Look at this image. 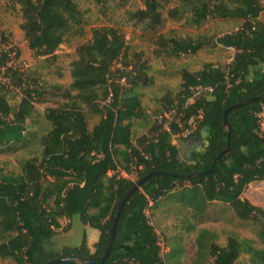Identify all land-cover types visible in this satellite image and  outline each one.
<instances>
[{
    "label": "trees",
    "instance_id": "trees-1",
    "mask_svg": "<svg viewBox=\"0 0 264 264\" xmlns=\"http://www.w3.org/2000/svg\"><path fill=\"white\" fill-rule=\"evenodd\" d=\"M168 1L176 3L167 11L171 19L189 14L197 25L210 18L242 21L237 30L213 42L234 50L226 66L204 63L197 71L183 69L179 93L161 99V114L177 106L178 114L182 111L184 115L180 118L182 127L192 130L186 138L204 131L206 144L185 163L172 143L173 136L183 129L176 123L166 129L154 121L146 133L132 138V121L145 116L135 90L151 82L149 66L141 53L129 52L124 36L116 29L93 28L91 39L76 48L70 64V89L62 93L67 103L45 109L50 129L39 139L40 156L21 160L20 173H0V260L10 259L15 264H46L60 256L97 260L123 194L154 170L182 175L207 170L227 145L224 110L264 93V19H260L264 8L260 0H141L143 8L135 12L136 19L155 30L164 23L162 8ZM14 2L20 6V27L27 47L35 56L54 59L61 44L84 34L85 20L76 0ZM157 40L169 55L196 53L210 42L192 37L159 36ZM23 81L15 76L14 84L22 89L16 107L8 101L9 90L0 91L2 153L27 145L30 134L26 121L33 115L35 103L46 101L43 84L32 88L25 82L22 87ZM263 111L264 99L227 113L228 148L210 173L189 179L153 175L136 189L121 210L112 250L104 264H166L148 213L170 207L181 215L186 232H192L209 215L212 203L221 205V211L228 208L240 219L259 223L257 236L262 247L234 236L220 246L212 240L214 234L200 229L198 254L208 251V264H242L236 261L243 250L249 254L247 264H264V209L243 197L250 183L264 179V132L259 117ZM88 114L100 116L91 129ZM133 164L140 167L135 178L124 177L122 172L130 173ZM134 214L140 226L135 240L142 251H122L119 236L127 218ZM74 217L99 231L93 251L85 239L78 247L56 249L52 245L57 231L69 228H62L60 219ZM183 252L176 242L167 258L178 263Z\"/></svg>",
    "mask_w": 264,
    "mask_h": 264
},
{
    "label": "rangeland",
    "instance_id": "rangeland-1",
    "mask_svg": "<svg viewBox=\"0 0 264 264\" xmlns=\"http://www.w3.org/2000/svg\"><path fill=\"white\" fill-rule=\"evenodd\" d=\"M78 7L83 13L85 25L84 34L73 37L61 44L55 52L54 59H45L35 56L27 47L24 33L21 30L22 13L20 6L14 0H0V43L3 37L17 48L22 58L28 64L27 73L31 78L40 80L46 88L43 103H35L33 115L26 121V129L30 134L29 142L24 148L13 153H2L0 151V173H20V161L33 156H40L41 147L39 139L50 129V123L45 118L47 107L61 106L67 103L62 96L65 90L70 89L71 62L76 57V48L91 39L93 28L106 26L112 27L120 32L127 43L131 54L141 53L148 64V76L151 78L149 85L139 86L135 91L141 98L145 116L132 121V138L136 139L148 131L154 123L155 117L161 114L162 97L171 94L176 96L180 91L183 69L195 71L210 62L215 65L226 66L234 53L233 49L224 48L213 42L223 34L237 30L242 24L241 20L230 18H210L201 24H194L190 15H185L180 20L171 19L168 9L176 3L168 1L164 3L162 14L164 23L155 30L149 29L144 23L136 19L135 12L143 8L141 0H76ZM264 8V0H260ZM264 19V10L260 15ZM159 36L209 40V44L196 53L169 55L157 44ZM22 94L16 90H9L7 98L12 107H16ZM99 115L88 114L89 129L99 121ZM175 140H180L173 136ZM243 197L255 206L264 209V179L250 183L244 191ZM221 205L212 203L209 207V215L204 222L197 225V229L186 232V224L181 220L174 209L163 207L148 213L149 221L154 226L159 236L161 255L166 264H208L211 261L208 251L198 254L197 236L200 229H208L214 234V243L224 246L230 236L239 241H253L255 247H262L257 236L259 223L254 220L238 218L230 209L221 211ZM67 219L61 218L62 228L67 226ZM98 234L99 231L90 227L91 232ZM64 232V231H61ZM184 250L182 256L175 262H170L167 254L175 244ZM236 263H249V254L241 251ZM0 264H15L12 260H0ZM128 264H136L131 261Z\"/></svg>",
    "mask_w": 264,
    "mask_h": 264
},
{
    "label": "crops",
    "instance_id": "crops-1",
    "mask_svg": "<svg viewBox=\"0 0 264 264\" xmlns=\"http://www.w3.org/2000/svg\"><path fill=\"white\" fill-rule=\"evenodd\" d=\"M205 136L206 132L202 131L200 136H195L193 138H186L184 136L176 135V137L181 138V141L172 138V143L177 148L179 159L185 163L190 162L192 159V154L195 151L201 150L206 144ZM66 221L68 223L67 225L69 226L68 230L64 232H61L60 230L57 231V233L52 238V245L56 249H62L64 247H78L83 243L85 239L87 247L91 251H93V245L97 242L99 233L95 234L92 231L89 234L88 229L90 228V226L84 225L79 217H74L71 220L67 219ZM139 228L140 226L138 224L137 214H134L127 218L124 224L123 232L119 236V248L122 251H142L140 245L135 240V236L137 235Z\"/></svg>",
    "mask_w": 264,
    "mask_h": 264
},
{
    "label": "built area",
    "instance_id": "built-area-1",
    "mask_svg": "<svg viewBox=\"0 0 264 264\" xmlns=\"http://www.w3.org/2000/svg\"><path fill=\"white\" fill-rule=\"evenodd\" d=\"M29 64L22 58L19 51L9 42L0 44V91L2 89L16 90L22 94V89L14 84L15 76L22 77L24 79L22 87L27 82L32 88H40L42 85L40 80L31 78L28 73ZM188 105V104H186ZM186 105L184 107H186ZM177 106L171 108L170 111L163 114H159L155 117V121L158 124H162L164 128L168 129L172 123H176L180 128L182 127L181 117L184 116L183 112L180 111L178 114ZM260 117V129L264 132V111L259 114ZM190 128H183L182 132L178 136L187 137L191 133ZM139 166L131 165V172H122V175L126 178L134 179Z\"/></svg>",
    "mask_w": 264,
    "mask_h": 264
},
{
    "label": "water",
    "instance_id": "water-1",
    "mask_svg": "<svg viewBox=\"0 0 264 264\" xmlns=\"http://www.w3.org/2000/svg\"><path fill=\"white\" fill-rule=\"evenodd\" d=\"M263 99H264V93L259 94V95L254 96V97H251V98H248L246 100L240 101L238 103L232 104V105L228 106L224 110L223 124H224L225 128L227 129L228 141H229V136H230V129H229V126H228V123H227V113L233 108L245 105L247 103H250V102H253V101H256V100H263ZM228 141H227V145H226L225 149L218 156H216V158L213 160L211 166L205 171L191 172V173H188L186 175H182V174H178V173L171 172V171L154 170V171H151V172L147 173L145 176H143L139 180H137L121 197V199H120V201L118 203V206L116 208L114 217L112 219L111 225H110V229H109V233H108V236H107V240H106V244H105L104 250H103L102 254L100 255V257L97 260H91L89 258L80 257V256H60V257H57V258H54V259L50 260L46 264H51V263H55V262H59V261H72V262H75L76 264H104V262L106 261V259L109 256V253L112 250L113 242L115 240L116 227H117V223L119 221L121 210H122L124 204L127 202L129 197L132 195V193L136 189L140 188L142 186V184L149 177H151L153 175H167V176L181 177V178L189 179V178H195V177H198L200 175L210 173L213 170L214 166L217 164V162L220 160L222 153L225 150H227Z\"/></svg>",
    "mask_w": 264,
    "mask_h": 264
}]
</instances>
